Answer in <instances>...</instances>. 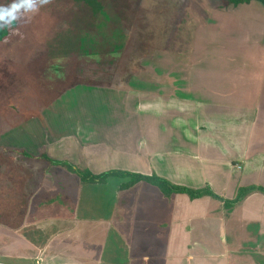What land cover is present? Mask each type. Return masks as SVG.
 Here are the masks:
<instances>
[{"label":"rangeland","instance_id":"1","mask_svg":"<svg viewBox=\"0 0 264 264\" xmlns=\"http://www.w3.org/2000/svg\"><path fill=\"white\" fill-rule=\"evenodd\" d=\"M113 2L115 5H120L118 0ZM144 2L147 10L157 4L159 9L162 8L161 3L168 4L170 13L175 14L174 17L176 21H180V25L176 34H173L169 48L144 59L141 70L133 69V75L124 79V87L117 90L112 87L113 83L109 75L111 71L116 70L119 54L109 52L98 55L97 52L104 49L102 47L108 42H103L101 45L96 43L88 45L84 43L85 41H81L77 45L84 47L89 53H63L61 49L69 50L76 46L75 42L68 37L61 40L55 39L59 43L63 42L62 48L53 42L55 50L48 49L49 46H54L47 43L50 33H47L46 28L33 14L29 20L28 15L23 12L20 14L22 17L19 28L7 41L6 47L11 50L12 47L14 48V43L22 39L28 46V49L25 48L27 52L33 44L34 59H31L28 67L30 70L24 77L27 80L35 78L34 83L38 85L41 94L49 96L50 99L42 100L48 107L40 111L23 110L22 112L14 109L16 108L13 105L14 100L20 101L24 96L22 91H28L29 88L27 85L19 87L16 83L21 74L17 69L14 71V66L20 63L17 62V58L14 61L13 54L10 56V62L6 65L2 64L6 74L0 76V118L11 116L14 117V122L23 119L25 123L29 120L32 122V128L40 127L43 136L49 141L46 147L40 148L34 143V152L30 150L36 155L37 152L40 154L42 151L38 161L36 160L38 158L28 156L27 152H20V149L14 148L16 146L14 145V125H11L14 122L3 120V123H0V147H2L0 153L16 162L14 168H23L26 171L33 169L34 161L50 164V158L57 157L56 146L49 145L54 142V139H68L66 136H69L76 138L79 142L83 141L85 136L96 137L97 133H107L105 138L118 133H134V128H131L132 132L127 133L123 126L128 123H131L133 127L138 126L140 121L137 118H140V108L144 110L145 107L148 111H152L146 113L145 120H148L156 110L154 102H145V98L151 96L148 93L155 95V91L165 83H168L165 85L169 87L171 79L177 75L175 73L181 76L186 75L192 67H195V71L199 74L198 78L194 75V79L197 83L196 88L200 90L233 91L232 89L239 87L236 81L241 76L246 78L247 73H257L255 82L252 80V85L259 86L258 78L264 74V6L260 3L226 8L224 0H145ZM112 4L111 8L114 9ZM29 21L34 24L33 27L28 26ZM55 25L59 27L57 23ZM34 27L38 32L34 31ZM30 28L33 29L32 32H29ZM119 34L116 31L115 36L112 35V37L120 39ZM36 42L38 45L35 46ZM121 43L124 44L125 41L122 40ZM12 52L14 53V50ZM0 60H7V57H2ZM35 62L37 66H34ZM2 67L0 66V69ZM14 72L16 76L19 74L17 79ZM18 83L20 84L19 80ZM67 85L76 88L56 99L55 95L64 91ZM141 100L144 102L140 104ZM182 121L183 118L179 115L171 114L162 121H157L161 124L160 128L151 129L157 130L162 135L167 134L160 145L162 154L164 153L162 143L167 145L171 141L170 132L177 136ZM147 123L149 124V121ZM49 126L58 129L66 126L69 128V133L57 137L49 136ZM110 126L115 127L111 129ZM76 139H68L70 144L66 147V164L71 162L68 160L70 147L76 152L71 153L73 158L81 152L80 150L77 152ZM132 144L129 151L137 159L142 151L138 143ZM167 147L171 148V145L168 144ZM173 147L175 148V145ZM124 149V146L116 145L115 153ZM17 162L24 166H20ZM169 162L164 159L161 170H167ZM134 163L135 171H137L138 162ZM177 163L175 160L171 162L170 170L172 171L169 170L170 172L165 176L168 183L190 187L199 185L197 183L208 182L215 192L221 189L211 182L212 179L218 180V184L224 182V178L220 176V171L217 169H211L201 175L203 182H198L202 170L199 169L200 165H197V162L192 170L187 171H181L175 166ZM43 164L36 163L37 166H44ZM88 172L90 171L83 168L85 175ZM258 174L262 175L264 172L253 170V165L250 163L245 164L243 172L239 174L241 179L243 177L242 187L264 188V178L261 179ZM114 175L107 177L106 183H96L92 187L85 188L81 210L83 216L99 219L113 215L112 207L116 203L117 185L122 181ZM26 178L23 180L25 181ZM41 178L42 176L38 177L39 180ZM221 199L224 201V212L227 216L222 215L221 205L212 199L211 201L200 200L195 204L189 203L187 199H178L180 205L177 215L181 221L178 224V235H175L172 240L165 237L158 239L156 236V240L142 239L127 242L118 233L112 231L106 242L102 264H256V262L264 264V253L256 257L252 256L248 258L250 262H245L251 251L255 249L264 251V192H254L248 199L245 198L242 203L240 202L238 207L233 205L231 211L230 207L225 206V201H230V198L225 195ZM2 212L0 213V264H23L25 258L14 257L16 253L14 251V212L10 211L12 216ZM232 212L233 214L228 216ZM184 219L189 220L188 224L182 223ZM8 222L10 226L5 225Z\"/></svg>","mask_w":264,"mask_h":264},{"label":"crops","instance_id":"2","mask_svg":"<svg viewBox=\"0 0 264 264\" xmlns=\"http://www.w3.org/2000/svg\"><path fill=\"white\" fill-rule=\"evenodd\" d=\"M175 74L177 75L171 79L169 87L165 85L168 83L160 85L161 88L155 91V95L148 93L151 96L145 98V102L155 103L153 115L145 120L146 113L152 111L140 108L138 126L133 127L131 123L123 126L127 133L134 128V133H118L106 138L107 133H97L96 137L85 136L79 142L74 137L66 136L68 139H76L77 152L81 151L73 158L71 153L76 152L70 147L68 160L71 162L67 164L66 147L70 141L66 138L54 139L49 145L56 146L57 157L52 156L50 164L34 161L33 169L26 171L14 168V219L17 218L14 223V257L25 258L23 264H102L106 242L112 231L127 242L156 240V236L158 239L165 237L172 240L178 235L181 220L178 219L177 210L180 198L194 204L200 200L212 199L221 205V213L225 215L224 201L221 198L227 195L230 201H225V206L230 207V211L233 209L229 202L235 199L238 189L242 188L243 177L241 179L239 174L243 172L244 165L250 163L253 170L264 172V74L258 78V82L256 80L259 86L252 85L257 73H247L246 78L241 76L236 81L239 87L229 92L197 89L194 75L198 78L199 74L195 67L186 75ZM65 94L58 93L55 97L58 99ZM143 102L141 100L140 104ZM170 113L179 115L183 121L177 136L170 132L171 141L168 144L171 148L162 143V154L160 145L167 134L162 135L151 129L160 128L161 124L157 121L169 117ZM3 120L14 122V117H1V124ZM11 125H14V145L17 146L14 148L27 152L28 156L38 158L36 160L39 161L42 151L40 154L37 152V155L32 153L34 143L40 148L46 147L49 141L43 136L40 127L32 128V122L28 120L25 123L23 119ZM114 127L110 126L111 129ZM48 129L49 136L53 137L69 133L66 126L59 129L49 126ZM132 143H138L142 151L137 159L129 151ZM116 145L124 146L125 149L115 153ZM164 159L170 161L167 170H161ZM174 160L178 162L175 166L181 171L192 170L197 162L202 170L198 182H203L201 175L217 169L224 182L218 184L216 179L211 182L221 189L215 192L208 182L190 187L169 182L186 190H209L213 194L191 199L188 194L167 195L159 187L146 181L133 183L132 175L155 176L167 181L165 176L172 171L171 162ZM134 162H138L137 171ZM36 163L44 166H37ZM83 168L89 170L88 173L106 179L88 180ZM110 175L122 179L117 185L113 215L99 219L83 216L81 210L85 188L96 183H106ZM258 175L261 179L264 178V174ZM40 176L42 178L39 180ZM254 192L261 193L257 190ZM238 204L234 206L238 207ZM231 214L233 212L228 216ZM188 221L184 219L182 223L188 224ZM251 252L246 257L247 263L250 262L248 258L264 253L262 249Z\"/></svg>","mask_w":264,"mask_h":264},{"label":"trees","instance_id":"3","mask_svg":"<svg viewBox=\"0 0 264 264\" xmlns=\"http://www.w3.org/2000/svg\"><path fill=\"white\" fill-rule=\"evenodd\" d=\"M114 0H48L43 4L37 12L33 15L37 17V20L42 23L41 25L46 28L47 33H50L47 43H57L60 48L63 42H57L55 39H67L71 38L76 46L73 49H61V51L69 53H89L85 51L84 47L77 44L81 41H85L88 45L91 43L103 44L108 42L104 49L97 51L98 55L104 53L119 54L116 70L111 71L110 80H112L113 88L120 89L125 85L124 79L127 76L133 75V69L141 70L142 61L150 58L156 52L165 51L169 48V45L173 39V34H176L180 21H176L175 14L170 13L169 5L161 3L162 8L159 9L158 4L155 7H151L147 10L145 7V0H118L120 5L114 4ZM163 1V0H162ZM39 3V0H37ZM9 0H0V5H6ZM113 3V8H111ZM252 3H260L264 6V0H224L225 7H240L250 5ZM111 11V13H110ZM114 11V13H112ZM168 11V12H167ZM147 12V14H145ZM28 15V20L31 15ZM22 17V16H21ZM28 22V26H34V24ZM57 23L59 27L55 25ZM64 23V24H62ZM20 20L15 22L11 28H0V58L7 57V60H0V66L6 65L10 62V56L14 54V61L17 58L19 65L14 66V71L17 69L19 74L14 76L17 80V85L23 87L27 85L28 91H22L24 93L23 98L20 101L14 100V107L18 111L34 109H40L46 106L43 99H50L49 96L41 94L38 89V85L35 84V78L27 80L24 76L30 70L31 59H34L33 44L30 46L29 51L26 43L23 40H17L14 43V48L8 49L6 47L7 41L11 39L13 33L19 28ZM29 32L33 29L30 28ZM38 30L34 27V31ZM118 32L120 39L112 37L115 32ZM56 35V36H55ZM103 36V39L101 37ZM115 36V35H114ZM172 36V38H171ZM90 39H86V38ZM101 39V40H100ZM99 40V41H98ZM112 40L114 42H112ZM125 41V45L121 41ZM38 42L35 43V46ZM54 45V44H53ZM63 46V45H62ZM118 46V47H115ZM54 49V46H49L48 49ZM120 48V49H119ZM14 50V53L12 52ZM38 51V49L36 48ZM107 50V51H103ZM37 66V63H34ZM70 73V70H69ZM6 70L2 67L0 69V76H4ZM76 75V74H74ZM105 80V78H103ZM73 80V79H72ZM71 82V80H70ZM26 88V87H25ZM74 86L67 85L66 89L61 94L74 90ZM43 89V88H42ZM44 92V91H43ZM29 113V112H27ZM1 146V145H0ZM2 147H0V152ZM88 180H103V176H95L91 173L85 175ZM133 183L136 184L141 181H146L149 184L159 187L167 195L173 193L188 194L191 199H198L203 196H213L209 190L205 191H190L177 186H173L166 180L159 177H148L132 175ZM264 192V188H258L255 186L242 187L238 189L237 196L233 199L231 206L242 202L254 191ZM5 210V211H4ZM4 211V212H2ZM14 212V160L7 158L0 153V213ZM23 216V214H22ZM13 218V217H12ZM17 218L14 219L16 223ZM22 220V218H21ZM19 223V220H18ZM10 226V222L5 223ZM12 228V227H11Z\"/></svg>","mask_w":264,"mask_h":264},{"label":"clouds","instance_id":"4","mask_svg":"<svg viewBox=\"0 0 264 264\" xmlns=\"http://www.w3.org/2000/svg\"><path fill=\"white\" fill-rule=\"evenodd\" d=\"M48 0H9L6 5H0V28H11L20 20L21 13L34 14Z\"/></svg>","mask_w":264,"mask_h":264}]
</instances>
